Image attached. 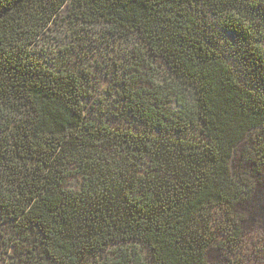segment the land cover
I'll return each instance as SVG.
<instances>
[{
    "label": "trees",
    "instance_id": "16d2710c",
    "mask_svg": "<svg viewBox=\"0 0 264 264\" xmlns=\"http://www.w3.org/2000/svg\"><path fill=\"white\" fill-rule=\"evenodd\" d=\"M66 25L128 43L125 128L88 117L80 48L43 49ZM262 173L264 0H0V226L15 264H211L215 229L224 264H263V234L242 235Z\"/></svg>",
    "mask_w": 264,
    "mask_h": 264
},
{
    "label": "rangeland",
    "instance_id": "374dc122",
    "mask_svg": "<svg viewBox=\"0 0 264 264\" xmlns=\"http://www.w3.org/2000/svg\"><path fill=\"white\" fill-rule=\"evenodd\" d=\"M64 16L67 14L65 10L62 13ZM69 27L68 25H66ZM67 36L58 37V45L55 43L46 41L44 50L51 47V51H55L58 47L65 46L66 44L76 49L80 48L81 54L76 55L73 59L78 61L80 64H88L93 66L92 71V82L90 87V94L85 100V106L88 117L94 119L96 122L107 123L110 127L119 126L125 128L127 122V117H125L121 112V102L119 92L118 82L121 79V72L117 73L119 70V65L124 61V55L126 52H130L128 43L121 39L118 42H111L108 38V42H103L104 40L100 37L99 32H103L100 28H97L98 34H93L96 31L93 29L85 34V31L80 29V26L70 28ZM90 28L88 27V30ZM107 37V35H106ZM91 38V39H90ZM97 38L98 40H92ZM80 39V40H79ZM64 41V43H62ZM42 45V44H41ZM82 47V48H81ZM85 47V48H84ZM47 53H49L47 51ZM73 61V60H72ZM74 62V61H73ZM114 63H117L114 66ZM116 69V70H115ZM134 130L137 129L136 126L132 127ZM245 144L241 146V149L236 152L234 157V165L241 164L245 165L243 162L247 159V151L245 150ZM80 180H70L69 185L73 187H78ZM255 191L246 205L244 212V226L242 230V235L247 239L249 246H253V241L256 243V238L258 233L263 234L264 239V174L262 173L257 179L254 180ZM222 232L214 230L213 235H217V241L213 242L207 251V259L211 264H224L227 258V252L223 245L225 237L222 236ZM11 239V240H10ZM14 233L8 225L0 226V264H15V257L18 255L16 248H10V243H13ZM249 255L252 254L249 252ZM264 259V257L262 258ZM254 262H252L253 264ZM18 264V263H17ZM264 264V262H263Z\"/></svg>",
    "mask_w": 264,
    "mask_h": 264
}]
</instances>
